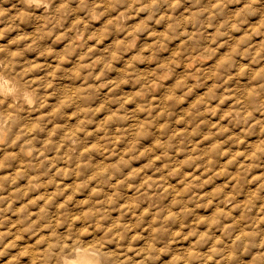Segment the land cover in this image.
<instances>
[{"label":"clouds","instance_id":"obj_1","mask_svg":"<svg viewBox=\"0 0 264 264\" xmlns=\"http://www.w3.org/2000/svg\"><path fill=\"white\" fill-rule=\"evenodd\" d=\"M0 264H264V0H0Z\"/></svg>","mask_w":264,"mask_h":264}]
</instances>
